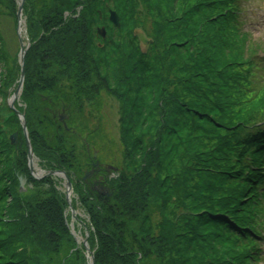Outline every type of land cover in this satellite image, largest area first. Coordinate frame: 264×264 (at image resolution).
<instances>
[{
    "label": "trees",
    "instance_id": "16d2710c",
    "mask_svg": "<svg viewBox=\"0 0 264 264\" xmlns=\"http://www.w3.org/2000/svg\"><path fill=\"white\" fill-rule=\"evenodd\" d=\"M4 1L10 13L13 1ZM241 1L25 0L20 109L41 168L64 171L89 216L94 264L260 263L263 60L241 37ZM135 29L152 40L145 54ZM11 75L3 96L19 69ZM100 94L119 105L123 147L115 177L105 176L109 196L91 190L96 177L82 181L92 159L80 135L88 141L97 125L81 117ZM11 114L6 129L21 135ZM19 138L17 156L0 144V264H87L65 225L63 196L52 178L29 176ZM11 159L32 185L26 195L16 193Z\"/></svg>",
    "mask_w": 264,
    "mask_h": 264
},
{
    "label": "rangeland",
    "instance_id": "374dc122",
    "mask_svg": "<svg viewBox=\"0 0 264 264\" xmlns=\"http://www.w3.org/2000/svg\"><path fill=\"white\" fill-rule=\"evenodd\" d=\"M13 5L11 6V12L9 13L6 9V7L10 6L7 4L6 1H4L5 5L1 7L2 4H0V41L1 46L0 48L3 50L2 59H0V130H1V145L3 143H7L8 149L10 152H12L14 155L17 156L18 153V146L20 145V138L21 136L23 138L24 147L26 148V155H25V168L27 169L28 174L30 175V170L27 167V161H28V147L26 145V141L29 144L30 151L32 155L34 156L33 160L35 162L37 170L40 172L41 170V162L39 158L35 155L32 144H31V134L28 131L27 123H26V114L24 111L20 109V107L23 106L21 100H20V92L17 94V96L14 98L13 105L9 104V101L13 99L14 93L18 87L19 77L18 80L15 81L7 90L6 96H3V91H5L7 85L11 82V70L13 72H20V63H19V57H20V44L19 39L17 35V19H16V12H17V0H12ZM25 0L23 2L24 7ZM242 8L240 13V20L243 21L240 26L241 30V37L243 40H246V45L250 49V52L253 54H258V57L261 58V60L264 59V0H242ZM21 23L24 28H26V20L25 16L23 15L22 11V17H21ZM23 30V29H22ZM22 42L24 43V47L27 45V38L22 34ZM29 43V42H28ZM248 52V53H250ZM256 72L259 73L257 75L256 80H264V64H259L256 68ZM261 84H264L262 82ZM3 96V98H2ZM91 116L82 118L81 122L83 124H87L88 122L92 125V127L97 125V131L91 136L90 139L86 138L85 131L81 132V137L83 140L80 141V143L83 145V143L88 145L90 144V149L88 151L87 149V155L92 159V164L94 166L97 165V169H107L108 167H111L115 170L119 169L117 166L122 164V155H123V147L120 140V124H119V105L117 102L106 94H100L96 98V101L91 104ZM12 106V107H10ZM11 109L15 110L19 113L18 123L20 128V133L16 130L9 131L8 127L6 129V124L8 123V120L12 116ZM89 111V109H87ZM59 114V113H57ZM75 116L72 115V117ZM80 117V116H79ZM98 120H96V118ZM24 119L25 122V131L26 134L24 135L23 128L21 126V120ZM61 123V122H60ZM65 123V122H64ZM64 123H61L64 126ZM71 127L75 130L76 124L75 120L71 119ZM8 126V125H7ZM83 130V129H81ZM13 134H16V140L14 143H11L9 140V137ZM83 141V142H82ZM95 143V144H94ZM97 143V144H96ZM4 149V148H2ZM0 149V150H2ZM85 153V150L83 151ZM78 155V154H77ZM79 156V155H78ZM8 160V159H7ZM12 160V159H11ZM98 164L100 167L98 168ZM17 161L15 159L12 160L11 170L14 171L16 169ZM43 169V168H42ZM33 170V176L37 179H40L42 176L37 177L34 175ZM43 171L46 173L47 171L43 169ZM109 173L112 175V171H109ZM99 174L97 173V176ZM16 177V186H14L16 193L21 195L27 194V189L32 187L31 183H25L23 191L20 188L18 178H22L21 175L15 174ZM23 179V178H22ZM54 180V183L58 186V191L61 196H63V200L65 202V211H63V215L66 219V227L69 233H71V230L69 229L70 225H73V234L81 238L85 237L86 233L91 232V223L89 216L83 211L82 206L80 205L78 196L74 193V189L71 187L69 200L70 205L72 206L73 210L76 211V218L73 219L71 215V211L69 207L67 206L66 201V195H65V180L63 177H52ZM24 180V179H23ZM110 180V179H109ZM25 181V180H24ZM34 181H38L35 180ZM103 188V187H102ZM103 190V189H101ZM98 194V190H96ZM105 192V191H104ZM264 192V191H263ZM105 195V193L100 194ZM24 196L20 197L21 199ZM172 202H175L174 199ZM175 205L176 209L178 208L179 203H176ZM264 204V199H263ZM171 212L174 213L173 210ZM67 215V217H66ZM158 233L157 230L153 231V235H156ZM73 238V236L71 235ZM80 243L75 242L76 246L78 248H82L84 254L86 255V252L81 244L82 241H79ZM260 248H262V258H261V264H264V241L260 243ZM88 249L91 251L90 246L88 245ZM93 256V252L91 253V256ZM89 256L87 255V258ZM94 259V257H92ZM88 260V259H87ZM90 264V263H88ZM94 264V262H93Z\"/></svg>",
    "mask_w": 264,
    "mask_h": 264
},
{
    "label": "water",
    "instance_id": "95a60500",
    "mask_svg": "<svg viewBox=\"0 0 264 264\" xmlns=\"http://www.w3.org/2000/svg\"><path fill=\"white\" fill-rule=\"evenodd\" d=\"M18 4H17V13H16V16H17V20H18V25H17V35H18V38H19V43H20V57H19V63H20V79H19V84H18V87L14 93V96L13 98H15L22 86V82H23V76H24V56H25V53H26V50L27 48L24 49L23 47V44L21 43V40H20V35H19V24H20V20H21V13H22V8H23V2L24 0H17ZM109 20L110 22L116 27L118 28L120 26L119 24V19H118V16L116 15L115 12H110L109 14ZM98 34L102 37V38H105L106 36V32H105V29L104 28H101L98 30ZM134 37L138 40L139 42V45H140V49H141V52L142 54H145L149 48V45L152 43V40L147 38V36L145 35V33L141 30V29H135L134 30V33H133ZM16 115H19L18 112H16ZM59 120L60 122H63L65 121V116L63 114H61L59 116ZM21 126L23 128V132H24V135L26 134V131H25V122H24V119L21 120ZM11 143H14L15 140H16V134H13L9 137ZM26 145L28 147V161H27V164H28V168L30 170V172H32V168H31V160H32V153L30 151V147H29V144L28 142L26 141ZM91 173V172H90ZM58 174H61L64 179H65V188H66V201H67V204L71 210V214L72 216L74 217L75 215V211L72 209L71 205H70V200H69V192H70V188H71V183L68 179V177L63 173V172H49L47 175H58ZM90 174H86L84 179L88 178ZM19 185H20V188H23V185H24V180L22 178H19ZM73 235V234H72ZM83 245H84V248L86 251H88V248H87V239H83ZM90 264H93V258H91V263Z\"/></svg>",
    "mask_w": 264,
    "mask_h": 264
},
{
    "label": "flooded vegetation",
    "instance_id": "af4514ba",
    "mask_svg": "<svg viewBox=\"0 0 264 264\" xmlns=\"http://www.w3.org/2000/svg\"><path fill=\"white\" fill-rule=\"evenodd\" d=\"M91 166H93L94 167V165L92 164ZM92 167V168H93ZM100 167V165L98 164V168ZM94 168H96V167H94ZM94 168H93V170H94ZM96 172L99 174L98 176H97V173H93V174H91L85 181H87L88 179H91L92 177L94 178V177H96L97 179L96 180H94V181H92L93 182V184H92V186L90 187V188H92V189H94V188H96V185H98L99 187H101V186H103V185H105L106 183H105V175H106V173L108 172L109 173V171H110V169H102V168H100V169H97L96 168Z\"/></svg>",
    "mask_w": 264,
    "mask_h": 264
},
{
    "label": "bare ground",
    "instance_id": "6f19581e",
    "mask_svg": "<svg viewBox=\"0 0 264 264\" xmlns=\"http://www.w3.org/2000/svg\"><path fill=\"white\" fill-rule=\"evenodd\" d=\"M22 29H23V26H22V23H20V24H19V31H20V32H19V35H20V36H22V34L24 33V30H22ZM32 168H33V170H35V171H34V175H36L37 177L42 176L41 172H39V171L37 170L34 161H32ZM73 231H74V229H73ZM77 240H78V241H81L82 239H81L80 236H78V237H77Z\"/></svg>",
    "mask_w": 264,
    "mask_h": 264
}]
</instances>
